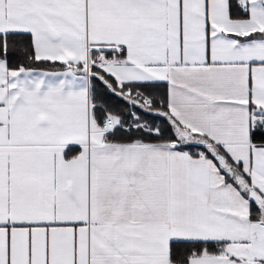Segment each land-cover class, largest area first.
Listing matches in <instances>:
<instances>
[{
    "label": "snow or ice",
    "instance_id": "snow-or-ice-1",
    "mask_svg": "<svg viewBox=\"0 0 264 264\" xmlns=\"http://www.w3.org/2000/svg\"><path fill=\"white\" fill-rule=\"evenodd\" d=\"M0 264H264V0H0Z\"/></svg>",
    "mask_w": 264,
    "mask_h": 264
}]
</instances>
